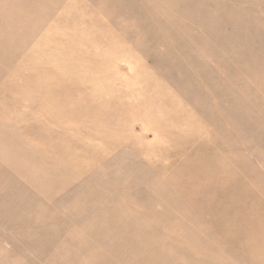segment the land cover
Listing matches in <instances>:
<instances>
[{
    "label": "rangeland",
    "instance_id": "rangeland-1",
    "mask_svg": "<svg viewBox=\"0 0 264 264\" xmlns=\"http://www.w3.org/2000/svg\"><path fill=\"white\" fill-rule=\"evenodd\" d=\"M0 264H264V0H0Z\"/></svg>",
    "mask_w": 264,
    "mask_h": 264
}]
</instances>
